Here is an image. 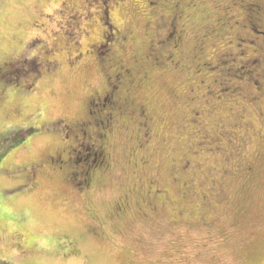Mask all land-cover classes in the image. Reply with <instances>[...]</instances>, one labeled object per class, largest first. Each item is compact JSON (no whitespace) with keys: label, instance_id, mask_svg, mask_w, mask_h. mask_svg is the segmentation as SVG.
<instances>
[{"label":"rangeland","instance_id":"obj_1","mask_svg":"<svg viewBox=\"0 0 264 264\" xmlns=\"http://www.w3.org/2000/svg\"><path fill=\"white\" fill-rule=\"evenodd\" d=\"M105 13L128 32L115 58ZM258 29L264 0H0V64L21 68L0 77V260L264 264ZM113 85L129 110L109 168L80 195L49 164L64 148L57 123L85 119ZM33 165L45 166L35 187Z\"/></svg>","mask_w":264,"mask_h":264},{"label":"flooded vegetation","instance_id":"obj_2","mask_svg":"<svg viewBox=\"0 0 264 264\" xmlns=\"http://www.w3.org/2000/svg\"><path fill=\"white\" fill-rule=\"evenodd\" d=\"M103 3L106 4L105 2ZM104 19V41L106 42L108 35L111 33L114 36V43L115 41H119L121 45L125 44L128 40V32L124 30L125 28L123 29V26L117 25L114 22H110L111 19L109 13H105ZM174 23L175 21H172V27L169 33H167V38H173L177 35V30H175ZM114 43L111 48L107 47V50L112 52L113 58L116 56L114 51ZM163 43H166L167 46L168 40L165 38ZM102 45L104 44H99L94 49L95 54L98 56L101 55L100 50L103 47ZM255 60H252L250 63H258ZM17 62V60L12 61L10 59H8V61H2L0 64V75H18L21 72V68L19 71H13V68L17 67L15 66ZM99 63L100 67L104 68L102 58L99 60ZM37 66L38 65L36 64V67ZM47 68H49V66H47ZM119 70L122 72L125 71L124 73H127L126 68L124 69L122 66L119 67ZM242 70H244V68H242ZM23 72L27 73L24 69ZM29 72L31 73L33 70H30ZM117 72L118 74L116 75V79L120 74L119 71ZM238 74L239 73L235 75L238 77ZM250 80L251 84L257 87L253 79ZM115 89L116 86L114 87L113 85V89L107 91L105 94L97 96L96 98H94L93 95V98H91L89 101V109L85 119L75 121L74 123H67L66 121L62 120L61 122L57 123L56 131L62 135L61 142L64 148H58L61 150L60 153L57 154L58 156L49 157V164L54 166V168L58 167L64 170L66 172L65 175L68 182L80 195L90 190L98 173L104 172L109 168L107 145L110 135L112 134L117 123L116 117L118 115L125 114L129 110V104L125 103L123 98L118 100L119 97L115 94ZM140 111V115L143 116L145 109L141 107ZM16 114L19 115L18 110H16ZM44 169V165H33L30 168L31 171L29 173L26 172V174L30 176L29 185L31 187L37 186L39 176L44 171ZM251 171H253V168L250 166L247 169L246 174H250ZM83 199H85V196H82V200Z\"/></svg>","mask_w":264,"mask_h":264},{"label":"trees","instance_id":"obj_3","mask_svg":"<svg viewBox=\"0 0 264 264\" xmlns=\"http://www.w3.org/2000/svg\"><path fill=\"white\" fill-rule=\"evenodd\" d=\"M257 33H261L262 35H264V31L263 30H261V29H258V30H255ZM112 38H109L108 40H107V44H106V47H110V44L112 43V41H113V35L111 36ZM108 50L106 49V52H107ZM99 59V58H98ZM103 59V58H102ZM5 61V60H4ZM0 77H1V75H0ZM0 264H11V263H9V262H6V261H3V260H0Z\"/></svg>","mask_w":264,"mask_h":264}]
</instances>
